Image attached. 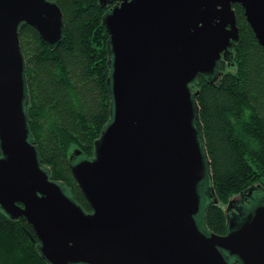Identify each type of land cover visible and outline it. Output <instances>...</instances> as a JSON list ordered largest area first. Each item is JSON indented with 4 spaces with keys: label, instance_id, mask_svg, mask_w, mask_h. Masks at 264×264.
Returning <instances> with one entry per match:
<instances>
[{
    "label": "water",
    "instance_id": "water-1",
    "mask_svg": "<svg viewBox=\"0 0 264 264\" xmlns=\"http://www.w3.org/2000/svg\"><path fill=\"white\" fill-rule=\"evenodd\" d=\"M113 2L104 19L113 119L95 157L72 166L93 209L87 214L41 167L24 108L19 26L55 46L62 11L50 0H0L1 209L33 226L51 264H229L227 257L264 264V206L236 229L228 223L226 235L198 226L211 200L199 187L212 174L190 89L231 58L240 39L234 5L264 49V0H100L103 8ZM81 153L74 150L71 160Z\"/></svg>",
    "mask_w": 264,
    "mask_h": 264
},
{
    "label": "trees",
    "instance_id": "trees-1",
    "mask_svg": "<svg viewBox=\"0 0 264 264\" xmlns=\"http://www.w3.org/2000/svg\"><path fill=\"white\" fill-rule=\"evenodd\" d=\"M50 1L63 14V35L57 45L43 42L26 23L18 29L29 141L50 180L89 214L93 209L72 166L95 157V144L113 119L109 83L113 55L104 19L118 3L103 8L100 0ZM233 8L240 39L230 49L231 58L218 62L215 75L200 74L190 84L194 124L206 162H211L207 173L212 180L207 174L208 187L204 183L199 187L200 194L208 193L211 200L196 217L207 235L228 233L224 206L251 191H264V49L244 9L238 4ZM74 150L82 153L71 160ZM234 259L227 257L230 264ZM0 264H51L33 226L25 218L12 219L1 207Z\"/></svg>",
    "mask_w": 264,
    "mask_h": 264
},
{
    "label": "flooded vegetation",
    "instance_id": "flooded-vegetation-1",
    "mask_svg": "<svg viewBox=\"0 0 264 264\" xmlns=\"http://www.w3.org/2000/svg\"><path fill=\"white\" fill-rule=\"evenodd\" d=\"M260 206H264V191L254 190L253 193H246L242 196H238L233 200L230 207L226 209L229 226L236 229ZM232 258L235 259L234 263L231 264H242L236 257Z\"/></svg>",
    "mask_w": 264,
    "mask_h": 264
},
{
    "label": "rangeland",
    "instance_id": "rangeland-1",
    "mask_svg": "<svg viewBox=\"0 0 264 264\" xmlns=\"http://www.w3.org/2000/svg\"><path fill=\"white\" fill-rule=\"evenodd\" d=\"M228 205L224 206V209H227Z\"/></svg>",
    "mask_w": 264,
    "mask_h": 264
}]
</instances>
